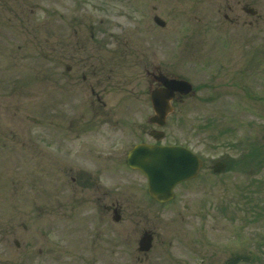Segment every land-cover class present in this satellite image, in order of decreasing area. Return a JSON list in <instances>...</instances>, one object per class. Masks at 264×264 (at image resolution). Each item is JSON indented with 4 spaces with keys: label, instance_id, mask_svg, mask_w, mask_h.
Returning a JSON list of instances; mask_svg holds the SVG:
<instances>
[{
    "label": "rangeland",
    "instance_id": "374dc122",
    "mask_svg": "<svg viewBox=\"0 0 264 264\" xmlns=\"http://www.w3.org/2000/svg\"><path fill=\"white\" fill-rule=\"evenodd\" d=\"M214 4L0 0V263L20 252L3 227L14 216L28 220V231H17V239L30 236L34 251L43 233L42 264H264L263 50L251 45L260 59L247 70L248 62L240 59L244 49L238 56L230 50L239 31L230 29ZM153 15L166 25H156ZM126 41L142 52L127 66L138 77L137 90L146 89L144 69L153 64L188 79L196 90L176 102L164 130L167 140L199 153L205 166L197 178L178 184L175 198L165 204L151 200L144 175L123 162L126 145L151 140L143 133L151 113L145 96L136 111L119 109L129 119L116 132L95 124L79 130V121L92 115L90 93L65 96L62 108L71 123L61 130L52 111L54 88L46 79L45 90L40 81L59 42L95 51L108 43L99 53L112 56ZM104 120L113 122L109 115L98 119ZM111 148L114 155L107 156ZM216 159L227 161L218 174L206 167ZM75 173H94L102 185L90 199L89 189L83 191L88 203L71 210L68 183ZM103 190L121 201L117 222L112 211L96 207ZM143 231L153 233L145 253L137 250Z\"/></svg>",
    "mask_w": 264,
    "mask_h": 264
},
{
    "label": "flooded vegetation",
    "instance_id": "af4514ba",
    "mask_svg": "<svg viewBox=\"0 0 264 264\" xmlns=\"http://www.w3.org/2000/svg\"><path fill=\"white\" fill-rule=\"evenodd\" d=\"M214 1L215 4L218 2L216 5L214 4L215 12L217 14L221 13L223 19L229 21L233 28H238L240 30L244 29L245 31L244 37H242L239 42L232 43L234 45V49L232 50L237 51L238 56V49L241 50L243 48L244 51L241 53L240 59L243 58L244 63L246 61L252 63L253 60L258 58L259 54L257 51L253 52L251 45L253 42L259 41L263 50L260 61L261 63L264 62V0H231V3H229L228 0ZM260 5L261 8L259 9ZM229 13L231 14V17L229 16ZM255 18L256 20L253 22V19ZM127 44L129 43L126 42L118 52L114 53L112 58H108L107 54L99 55L98 52H88L83 43L59 42L56 44L53 59V102L56 107L54 105L52 111L54 113L55 124L59 129H62L63 127L61 126L66 125L67 122V115L65 109L62 108L61 102L64 100V97H71L69 99H76V97L81 96L86 97L87 92H89L91 96L92 104H90L89 107H91L92 115L88 120L79 121V123L83 122L80 130L82 128L84 130H92L91 124L97 126L106 124L107 126H110V129L116 132V128H124L125 124L127 125L125 120L129 119V117H122L123 112L119 111V109H124V112L128 109L136 111V105L137 103H140V98L142 96V91L135 88L138 81L137 75L134 72L131 73V68L127 67L128 64H130V61L136 57L135 55L137 54V56H141L142 52L139 50L135 51L136 47L135 50L129 48ZM150 63H152V61H150L149 64ZM124 64L126 65L125 70L121 72V70L124 69L122 66ZM137 65L138 62L135 66ZM144 71L147 78L149 77L146 87L150 89L157 85L158 83L155 81L154 76L159 71H162L161 67L153 64L152 69L145 68ZM162 72L165 73V71ZM42 85L45 88L43 82ZM143 92L145 96L148 94V92L147 94H145V91ZM107 99H110V101ZM175 100L172 101V103L175 102ZM108 115L113 122L108 120L98 121L99 118H108ZM132 122L134 123L133 119ZM154 128H156L154 124H144L143 133L145 135H150ZM126 151L127 150H125L124 155L121 153L124 156V159ZM105 154H107V156L114 155L112 150H107ZM70 179L71 182L68 183V187L70 194L74 196V200L70 201L71 210H73V207L76 205L83 206L88 203L89 199L97 194L93 189L99 188V186L102 185L98 176L94 173H75ZM87 189H89L87 192L91 193L90 195L83 192ZM105 191L103 190L97 197L96 207L99 209H105L106 211L116 209L120 213V199L110 198V195ZM85 195H88L89 199H86L87 197ZM77 196L80 197L77 198ZM44 203L45 202H41L42 206ZM53 203V206H57V208L61 207L58 198L55 197ZM47 204L49 205L48 202ZM43 211L41 210L42 215H44ZM55 212L56 209H52L51 213ZM22 218L23 217L17 218L11 216L4 223L3 227L6 228L5 237L8 240L13 239L14 247L20 252L15 254L10 253L0 264L43 263V253H45V249L43 250V244L45 243L43 233H40L39 235L41 238L40 242H37L39 246L35 251L31 245L32 238L27 234L24 236L23 241L17 239V237H20L17 236V231L21 233V236L24 232L26 233L28 231L26 226L28 220ZM61 218L62 220L64 219L63 217ZM55 219L56 221H60L59 212L56 213ZM65 223L66 222L64 221V224ZM16 240H18V243H16Z\"/></svg>",
    "mask_w": 264,
    "mask_h": 264
},
{
    "label": "water",
    "instance_id": "95a60500",
    "mask_svg": "<svg viewBox=\"0 0 264 264\" xmlns=\"http://www.w3.org/2000/svg\"><path fill=\"white\" fill-rule=\"evenodd\" d=\"M158 80L164 87L152 89L150 92V100L154 109L150 121L163 125L167 113L171 110L169 99L174 96L175 91L187 93L191 85L183 80L168 79L163 76ZM156 136L159 138L161 135ZM126 162L130 167L137 168L146 175L149 194L158 201L171 199L174 196L173 186L181 180L196 176L202 165L201 160L185 147L144 143L135 145L129 151ZM223 167V162H217L213 169L218 172ZM114 219L117 220L118 215H115ZM150 241L151 235L145 233L139 241L140 250H148Z\"/></svg>",
    "mask_w": 264,
    "mask_h": 264
}]
</instances>
